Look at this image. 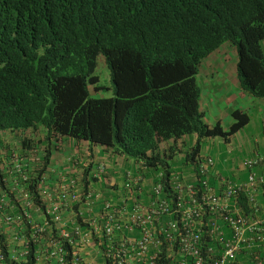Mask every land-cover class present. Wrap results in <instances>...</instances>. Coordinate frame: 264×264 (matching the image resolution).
Instances as JSON below:
<instances>
[{
	"label": "trees",
	"instance_id": "16d2710c",
	"mask_svg": "<svg viewBox=\"0 0 264 264\" xmlns=\"http://www.w3.org/2000/svg\"><path fill=\"white\" fill-rule=\"evenodd\" d=\"M263 39L264 0H0V128L41 133L47 160L69 139L86 140L162 168L176 203L170 160L182 152L198 174L203 140L228 141L251 121L235 109L226 130L209 125L203 62L235 46L242 90L264 100ZM106 66L114 97H91ZM188 136L195 145L179 148ZM160 142L172 145L161 153Z\"/></svg>",
	"mask_w": 264,
	"mask_h": 264
},
{
	"label": "built area",
	"instance_id": "2783aa9c",
	"mask_svg": "<svg viewBox=\"0 0 264 264\" xmlns=\"http://www.w3.org/2000/svg\"><path fill=\"white\" fill-rule=\"evenodd\" d=\"M25 160L15 156L14 169L5 179L7 185L4 189L0 187V264H104L97 262V254L92 255L97 242L103 250L99 252L102 262L111 259L112 264H203L202 252L214 254L215 243H218L222 252L215 264H226L235 260L239 249L249 247L252 237L264 241V214H261L263 218L257 217L260 208L264 207L262 158L243 161L244 167L254 169L258 165L260 171H251L243 184L225 183L219 194L213 191L208 181H203L202 193L198 195L195 185H184L177 176L173 182L177 195L175 210L170 201L161 198L164 192L162 185L158 184L153 191L157 196L154 205L134 206L129 224L124 228L115 229L114 216H110L104 230L101 225L105 219L98 220L92 215L89 221H85V226L80 224L81 215L94 210V202L89 199L84 207H79L81 194L73 185L43 190L39 199L32 197L21 183L30 178L24 167L35 160ZM44 181L42 179L41 187L45 185ZM242 193L254 209L248 219L241 213L237 202ZM110 207V204L105 207V214ZM126 210L123 208V212ZM172 213L171 221L161 229L168 244L163 257V243L156 240L153 226L155 222L162 223L163 217ZM179 216L185 230L183 237L177 236L176 217L179 220ZM208 216L207 230L217 239L213 241L214 245L210 241L201 243L204 220ZM221 227L229 231L223 232ZM121 230H128V233L117 234ZM132 231L137 232L138 237L129 236ZM149 246L154 250L149 251ZM84 256L91 261H86ZM132 256L135 260H130Z\"/></svg>",
	"mask_w": 264,
	"mask_h": 264
},
{
	"label": "crops",
	"instance_id": "0c3cea01",
	"mask_svg": "<svg viewBox=\"0 0 264 264\" xmlns=\"http://www.w3.org/2000/svg\"><path fill=\"white\" fill-rule=\"evenodd\" d=\"M264 54V39L261 41ZM238 55L234 47L225 44L217 52L211 55L203 62L200 73L203 76L202 84L204 89L201 90V112L205 116L209 125L213 122L220 124L226 130L233 120L232 112L235 109H242L249 112L251 121L241 132H239L231 141L224 139H205L202 143L201 154L210 156L214 164L209 168V176L212 181L213 191L217 194L224 189L221 179L240 184L247 178L248 171L243 167L245 159L256 157L257 154L264 155V100L258 99L242 90L239 79L237 77ZM199 76V75H198ZM212 79H218V87L210 89L209 85ZM237 91L238 93H231ZM196 143V136H188L184 139L186 147H192ZM63 147L57 150L52 158L56 167L57 174L69 168L72 165L70 158L73 155L90 159L95 165L99 163L106 164V174L101 178L103 188H115V197L112 202L121 210L124 204L127 206L126 213L119 217L118 225L121 227L128 221L133 213L132 204H141L144 206L154 205L156 194L153 192L155 185L159 181L157 174L154 172H139L137 179L129 186L126 178L128 170H133L131 162L126 161L119 155L113 154L99 147H92L86 142L76 143L68 140L63 143ZM172 143H160L161 151L169 150ZM182 145L179 143L178 147ZM115 157V164L108 161L109 157ZM264 158V157H263ZM184 153L174 156L171 160L175 172H180L186 184H194L196 182V171L190 164H185ZM136 166V165H135ZM264 163L262 164V167ZM137 168V166H136ZM162 199H166V195H161ZM262 201V200H261ZM103 199L100 198L95 203L94 211L97 215L106 213L103 210ZM264 205V203H263ZM235 209V206L233 207ZM264 207L261 213L257 215L263 218ZM169 217V219H166ZM171 215H166L162 219V224L171 221ZM221 230L229 231V229L221 227ZM132 238L138 237L137 232L129 233ZM264 244L263 240L252 239L249 247H245V255L249 257L254 254V250L259 249ZM246 245V244H245ZM154 247L149 246V251H153ZM97 253L96 249L92 255ZM242 257H240L241 259ZM247 259V258H246ZM244 259V260H246ZM130 260H135L134 256ZM249 262V260H246Z\"/></svg>",
	"mask_w": 264,
	"mask_h": 264
},
{
	"label": "clouds",
	"instance_id": "9594fccd",
	"mask_svg": "<svg viewBox=\"0 0 264 264\" xmlns=\"http://www.w3.org/2000/svg\"><path fill=\"white\" fill-rule=\"evenodd\" d=\"M229 45H231V44H229ZM231 46L236 49L235 46H233V45H231ZM236 51H237V49H236ZM236 135L237 134L232 136L230 138V140H228V141H231ZM30 139H32V141H35V144H34L35 146H41V147H33V145H32L33 143H32V141H30ZM42 139H43V137L41 136V133H39V132L32 135L30 130H28V131L22 130V131L18 132L17 134H15L11 130H6V129L0 128V187L2 189H4L5 186L7 185V183L5 182V179L14 169L13 159L15 158V156L26 159L25 162L35 160V162L33 164L31 163V165L24 167L25 172H29L30 178L28 179L27 182L21 183V187L23 189L26 188V190L31 193L32 197L39 199L40 198L39 193L43 190H49V189L55 190V189H58V188L63 187V186L70 187L71 185H73V186H75V190L79 194H81V201L79 203V207H84V204H86L88 202V200L90 199L92 202H94V208H95V203L100 198L103 199V203H102L103 210H106L105 207H107L108 204L111 205L110 209H107V214L104 213L102 215H97L94 210H92V212L85 211L83 213V215H81L82 217H80V219H79L80 224L82 226L86 225L85 221H89L90 216L92 215L93 218H96L98 220L100 218L105 219L101 225L103 230L105 229V226L108 225L107 218H109L110 216H114V221H113L114 228L118 229L119 227H121L120 225H118L119 217H121L124 213H126V212H123V208L127 209V206L124 204L123 208L121 210H119L116 206V203L112 202V200L115 197L117 198L116 193H115V188L113 186H110L109 190H106L103 188L101 178L106 174V170H107L106 164L105 163H99L98 165H95L90 159H85V158L79 157L77 155H73L70 158L72 165L69 168L58 173L57 174L58 177L55 179L53 175L56 174V170H57L55 165H54L55 164L54 162H56V161L53 158H50L47 160L46 154H44V152L42 150V147H45ZM184 139H185V137L180 140L181 145L184 143ZM206 139H209V138H206ZM214 139H222L223 140L224 138L215 137ZM69 140H71V139H69ZM27 141H29V148H28V145L25 144ZM82 142H86L92 147L93 146L99 147V148H102L106 151H111L113 154L119 155L122 158H124L126 161L131 162L132 166H133V170H128L126 173V178L128 180L127 184L129 186H131L133 184V181L137 179L136 177H137V174L139 172H143V171L147 172L148 171V172L156 173L157 177L159 178V181L155 185V188L157 187L158 184H161L162 188H163V192L167 197L166 200L171 202V204L173 206V210H175L177 208V202L175 203L173 201V199H171L169 197L168 193L164 189L163 180H164L165 172L163 171L162 168L151 169V167L148 166V164H146L145 161L128 159L123 154L116 152L112 147L91 145L90 142L86 141V140L82 141ZM76 143H80V142H76ZM160 143H164V142H160ZM165 143H167V142H165ZM61 145L62 146H60L59 149L64 146L63 143ZM13 151H15V154H13ZM160 152L164 153L167 151H160ZM115 157L116 156H114V157L110 156L108 158L109 163L115 164V160H116ZM206 157L208 160L207 164H203L202 166H200V168L198 170V174L195 173L196 174V182L193 185H195V187L198 191V195H200L199 193H202L201 183L203 181H206V182L208 181L212 186V181L210 180L211 178L209 176V172H210L209 168H211V166L214 164V161L210 156H206ZM263 157H264V155L257 154L256 157L249 158V159L262 158L263 159L262 162L264 163ZM171 160H170V163H171ZM245 160H247V159H245ZM263 163H260V167H262ZM135 165L137 166V168ZM257 166L258 165H256L254 167V169H250V168L243 166L248 171V174H247L246 180L242 181L240 184H243L247 181L248 176L251 173V171H253V170L254 171L255 170L260 171V167H257ZM172 167H173V165H172ZM202 169H204V173H202ZM205 169H207V172H205ZM177 176H180V179H182L183 182L185 183V181L182 177V174L180 172H171V183L174 182V180ZM199 176L201 177L200 179H199ZM42 179H45L46 182L44 181L45 185L41 187ZM221 180L225 181L224 186H225V183L229 182V181L224 180V179H221ZM231 183L233 184V182H231ZM184 185H186V183ZM187 185H189V184H187ZM237 185H239V184H237ZM155 188L153 191H155ZM240 195H243L247 200V203L245 205V208L247 209V214L244 213V212H246L245 208L241 207V205H240V201H239ZM240 195L238 196V199H237L238 206L240 208L241 213L244 215V217H246L248 219L252 213L254 214V209L252 208V204L248 201L247 196L243 193ZM258 200L261 201V200H263V198H258ZM176 201H177V199H176ZM136 205L141 206V204H132L131 208H133ZM171 216L173 217V213ZM129 219H131V217L128 218V221H129ZM172 220L175 221L174 219H172ZM128 221L124 225L129 224ZM208 221H209V216L207 219L204 220L205 226L203 228V235L201 237V243L203 241L204 242L210 241L211 245H214L213 241H216L217 239L215 236H213L212 234H210L208 232L207 226H206ZM176 222H181L180 216H179V220H178V217H176ZM163 225L164 224L159 223V222L154 223L153 231L155 233L156 240L157 239L161 240L162 238L167 239L161 233V229L163 228ZM176 226H177V236H181V237L185 236L184 227L178 226V225H176ZM122 228H124V226H122ZM126 231H128V230H126ZM126 231L121 230V231H118L117 234L118 233L121 234L122 232H126ZM257 232H259V231H257ZM126 233H128V232H126ZM252 239H255V237H252ZM252 239H250V241ZM258 240H260V239H258ZM215 244H216L215 245L216 249H215L214 254L209 253L208 250H207L208 253H206L205 250L202 252L203 264H207L206 263L207 258H208L209 264H215L217 262L216 260H220V258H221L220 255H221L222 250L220 249V245H218V243H215ZM99 245L100 244L97 242L96 244H94V248H93L94 250L96 249V251H97V253H96L98 255V257L96 258L97 262L104 263V264H112L113 261L111 259H106L104 262H102V260H101L102 258H101V255L99 254V252H103V250ZM244 250H245V248L239 249L237 257L235 258V260L231 261V262H226V264H258V263L264 264V244L261 245L259 247V249L254 250V254L251 255L250 257H249V254L245 255ZM84 257H85L86 261H88V260L91 261V259L89 257L88 258H86V256H84ZM240 257H242V258L240 259ZM244 259L249 260V262L244 260Z\"/></svg>",
	"mask_w": 264,
	"mask_h": 264
},
{
	"label": "rangeland",
	"instance_id": "374dc122",
	"mask_svg": "<svg viewBox=\"0 0 264 264\" xmlns=\"http://www.w3.org/2000/svg\"><path fill=\"white\" fill-rule=\"evenodd\" d=\"M95 76L99 78V81L96 84L89 83L88 89L90 91L91 97L95 98H112L114 97V87L111 81L110 70L106 68H100L95 73ZM203 76L199 73L198 81L200 88L204 89L202 84ZM218 79H212L209 85L210 89L219 88ZM201 89V90H202ZM231 93H238L237 91H231Z\"/></svg>",
	"mask_w": 264,
	"mask_h": 264
},
{
	"label": "bare ground",
	"instance_id": "6f19581e",
	"mask_svg": "<svg viewBox=\"0 0 264 264\" xmlns=\"http://www.w3.org/2000/svg\"><path fill=\"white\" fill-rule=\"evenodd\" d=\"M166 219H169V217H166ZM176 225L184 227L181 222H176Z\"/></svg>",
	"mask_w": 264,
	"mask_h": 264
}]
</instances>
